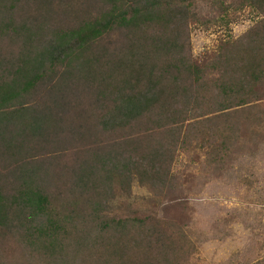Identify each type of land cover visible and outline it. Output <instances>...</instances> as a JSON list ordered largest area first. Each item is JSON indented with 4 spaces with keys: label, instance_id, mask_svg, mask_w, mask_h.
Wrapping results in <instances>:
<instances>
[{
    "label": "trees",
    "instance_id": "obj_1",
    "mask_svg": "<svg viewBox=\"0 0 264 264\" xmlns=\"http://www.w3.org/2000/svg\"><path fill=\"white\" fill-rule=\"evenodd\" d=\"M6 1L12 13L19 0H0V24L16 29L11 15L3 20ZM199 1L103 0L105 10L94 18L24 34L16 61L0 66V159L10 169L0 180V247L7 232H24L39 264H83L104 254L115 264L170 263L169 246L161 245L174 242L147 219H109L73 203L58 210L52 202L69 185L80 198L117 179L127 189L134 176L163 186L156 180L169 172L166 147L178 142L182 128L202 134L217 124L215 114H206L264 100V0H210L226 15L232 6V12L249 10L254 18L211 68L188 59L178 28L196 17L192 8ZM24 23L20 28L31 27ZM115 33L140 35L144 42L127 37L118 47L109 41ZM213 73L218 77L206 82ZM222 141L229 149L239 139ZM215 162L209 165L223 168V159ZM90 236L110 242L98 248ZM64 238L77 243L70 255L58 248ZM0 264L17 263L0 254ZM249 264H264V254Z\"/></svg>",
    "mask_w": 264,
    "mask_h": 264
},
{
    "label": "rangeland",
    "instance_id": "obj_2",
    "mask_svg": "<svg viewBox=\"0 0 264 264\" xmlns=\"http://www.w3.org/2000/svg\"><path fill=\"white\" fill-rule=\"evenodd\" d=\"M6 2L3 20L11 15L16 29L0 24V66L12 59L16 61L26 32L42 27H47L48 32L59 30L94 18L105 10L103 0H19L10 13L12 3ZM228 4L232 0H226L225 5ZM192 12L196 17L178 27L183 33L181 38L186 39L185 54L189 60L210 68L218 62L217 55L222 49L232 45V38L244 34L254 19L249 10L232 12V6L226 15L222 6L210 0L195 3ZM24 22L31 27L20 28ZM127 37L144 42L140 35ZM127 37L115 33L109 41L124 46ZM216 77L218 73L210 74L205 81ZM260 91L263 95L264 87ZM251 106L206 114L207 119L215 114L217 124L204 127L202 134L196 127L192 132L182 128L178 142L166 147L169 172L166 171L165 178L156 180V183L164 182L158 184L163 186L142 182L134 176L127 189L117 179L99 194L76 193L82 195L80 198L69 193L72 189L69 185L68 193L52 203L58 205V210L65 203L78 204L84 212L99 209L109 219H147L150 228L159 227L174 242L170 245L165 241L161 245L169 246L170 252L175 250L174 254L169 252L168 258L165 256L169 264H249L264 254V125L256 124L258 118L264 119V100ZM256 134L259 137H254ZM232 135L239 142L228 149L222 145V139ZM243 142L244 147L238 148ZM145 151L144 148L142 153ZM219 159H223L222 169L209 165L212 161L217 165L219 162L215 161ZM9 171L0 159V180ZM92 227L93 231L99 229L93 224ZM186 233L187 239L183 240L180 236ZM30 238L24 232H7L2 238L1 258L8 261L14 256L17 264H39L31 254ZM71 238L57 244L67 255L77 245ZM91 241L92 246L104 248L110 239L90 236ZM107 262L112 263L113 259L104 254L99 260L89 258L83 264Z\"/></svg>",
    "mask_w": 264,
    "mask_h": 264
}]
</instances>
